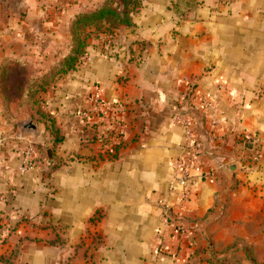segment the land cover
<instances>
[{
  "label": "crops",
  "instance_id": "obj_1",
  "mask_svg": "<svg viewBox=\"0 0 264 264\" xmlns=\"http://www.w3.org/2000/svg\"><path fill=\"white\" fill-rule=\"evenodd\" d=\"M140 1L133 28L91 38L43 94L64 135L55 152L27 105L6 110L0 95V264H264V0H201L184 20L173 0ZM103 3L0 0V68L47 73L70 50L73 20ZM97 88L122 105L116 120L82 116ZM94 125L122 130L115 158L83 140ZM189 130L199 152L181 235L164 217L177 213Z\"/></svg>",
  "mask_w": 264,
  "mask_h": 264
},
{
  "label": "trees",
  "instance_id": "obj_2",
  "mask_svg": "<svg viewBox=\"0 0 264 264\" xmlns=\"http://www.w3.org/2000/svg\"><path fill=\"white\" fill-rule=\"evenodd\" d=\"M201 0H173V9L177 16L184 20L194 15ZM140 0H104L101 7L81 12L73 20L70 28L71 44L68 54L61 58L45 74H35L29 64L5 61L0 68V95L6 110L15 104L18 108L27 105L34 121L43 123L50 137L53 152L64 142V135L56 117L45 110L46 102L42 96L50 89L58 86L60 81L70 72L75 71L87 56L89 41L100 34H113L115 30L126 27L133 28V15L140 9ZM94 133L88 134L87 142L101 140L105 146L108 140L96 125ZM87 127L84 132H87ZM113 135L114 133L109 132ZM46 153L47 147H37ZM56 166H53V169ZM214 264H224V261L208 260ZM8 264V263H7Z\"/></svg>",
  "mask_w": 264,
  "mask_h": 264
},
{
  "label": "built area",
  "instance_id": "obj_3",
  "mask_svg": "<svg viewBox=\"0 0 264 264\" xmlns=\"http://www.w3.org/2000/svg\"><path fill=\"white\" fill-rule=\"evenodd\" d=\"M90 109L89 111L82 112V116H94L99 119L100 123L110 120H116L119 116L121 106L120 103H111L107 101L103 97V91L100 88H97L95 93L90 97ZM203 104L205 107H210V103L208 99H203ZM179 119L184 121V123L190 126V119L187 115L182 116L179 115ZM95 129H89L87 132L83 134V140L88 141V134L94 133ZM113 135L106 134L104 138L108 140V143L103 146L102 151L110 158L113 159L117 156L118 148L122 144L123 132L121 129H118ZM242 139V143L247 142V137ZM101 141V140H100ZM198 142L196 138L193 136L192 131H188L186 135V142L184 147V153L177 160L175 164V173L172 180V191L174 195L177 197L179 203L177 205V213H172L167 207L165 214V223L171 226L176 232L179 234H184L186 232L185 225L182 220L177 218V216L181 215L187 207V204H190L194 199V193L192 190V172L198 161ZM28 156L25 159L27 167H33L36 164L35 154L36 149L31 147L28 150ZM26 167V168H27Z\"/></svg>",
  "mask_w": 264,
  "mask_h": 264
},
{
  "label": "water",
  "instance_id": "obj_4",
  "mask_svg": "<svg viewBox=\"0 0 264 264\" xmlns=\"http://www.w3.org/2000/svg\"><path fill=\"white\" fill-rule=\"evenodd\" d=\"M30 126H32V125H29V127H30ZM248 147H250V146L248 145ZM47 155H48L49 159L52 160V157H53L52 150H48V151H47Z\"/></svg>",
  "mask_w": 264,
  "mask_h": 264
},
{
  "label": "rangeland",
  "instance_id": "obj_5",
  "mask_svg": "<svg viewBox=\"0 0 264 264\" xmlns=\"http://www.w3.org/2000/svg\"><path fill=\"white\" fill-rule=\"evenodd\" d=\"M224 261V260H223ZM225 264V263H224Z\"/></svg>",
  "mask_w": 264,
  "mask_h": 264
}]
</instances>
